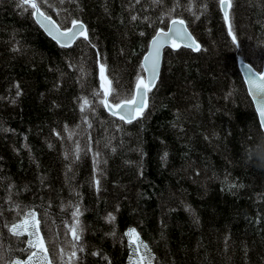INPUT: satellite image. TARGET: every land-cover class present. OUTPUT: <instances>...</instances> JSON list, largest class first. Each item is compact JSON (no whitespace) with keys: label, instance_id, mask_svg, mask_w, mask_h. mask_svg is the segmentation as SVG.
<instances>
[{"label":"trees","instance_id":"1","mask_svg":"<svg viewBox=\"0 0 264 264\" xmlns=\"http://www.w3.org/2000/svg\"><path fill=\"white\" fill-rule=\"evenodd\" d=\"M130 2L79 0V10L75 4L64 5L71 17L83 22L96 47L77 39L63 48L29 13L16 8L15 0H0V253L5 259L27 258L25 243L3 225L31 209L41 221L50 258L60 264L57 245L72 239L65 229L72 208L60 205L78 201L85 246L84 253H77L80 264H137V245H130L124 235L128 228H135L149 245L153 264H264V160L249 148L264 135L237 68L239 58L256 71L262 67L264 0H231L229 25L236 44L228 36L218 0H192V12L177 8L200 50L166 49L158 87L149 93L147 117L125 124L110 116L93 95L96 90L103 96L96 61L105 65L111 87L128 94L137 72H143L139 63L147 41L156 27H167L156 20L158 7H144L149 0L129 10ZM179 2L186 5L188 0ZM165 3L171 6L172 0ZM44 10L59 24L70 25L65 13ZM130 11L140 19L131 21ZM193 13H199V19ZM144 16L154 21L151 27ZM16 42L19 53L10 50ZM68 61L77 68H69ZM81 63L85 74L78 70ZM17 85L21 95L13 103ZM81 96L92 100L85 109L91 127L81 120ZM92 107L95 114L89 111ZM65 126L74 130L71 140ZM213 133L214 138L204 139ZM77 144L84 151L66 183L65 164ZM88 147L99 151L104 161L99 165L104 171L99 192L89 185ZM226 172L243 187L222 190ZM8 183L14 185L11 197L20 206V216L9 211L5 201ZM110 212L113 222L105 219ZM113 230L114 235L107 234ZM19 239L26 241L27 234Z\"/></svg>","mask_w":264,"mask_h":264},{"label":"snow or ice","instance_id":"2","mask_svg":"<svg viewBox=\"0 0 264 264\" xmlns=\"http://www.w3.org/2000/svg\"><path fill=\"white\" fill-rule=\"evenodd\" d=\"M140 0H132L126 7L131 10L134 7V4H139ZM221 13H223V19L226 26H228V36L231 37L232 43L236 44V36L233 34L232 28L229 25V11L228 9L232 7L231 0H218ZM75 4L76 9H80L79 0H15L16 8L20 9L22 13L27 12L46 33L53 40L56 41L61 47H66L71 44L73 40L77 37H83L85 41L91 47H96L92 42L88 30L85 28V25L78 18L71 17V11L68 7L64 5ZM50 8L53 11L66 14V19L70 18L71 26H64L59 24L57 21H54L53 18L48 15L47 11L44 9ZM144 7L159 8V16L156 17V20L161 23H167V31L162 27H156L155 33L147 41V50L143 54V58L140 60L139 68L143 70L137 72L135 77L134 90L128 94H122L117 89L111 87V81L105 76V65L100 63L97 59V64H99V77H100V89L102 90L103 96L100 98L99 93L96 90H93V95L98 99V102L103 105V108L108 112L112 117H118L120 121L125 124L131 123L133 120L140 122L138 118H146L147 113L146 108L150 107V96L149 93L153 91L154 87H158L157 78L159 75L160 60H161V51L164 48L165 44L172 41L171 47L173 50L180 47L179 44L175 43V40L179 38L187 48H191L193 51H198L200 49V44L196 41L193 35L189 32L186 22L179 15L176 14L177 8H185V10L192 12V0H188L186 5H183L179 0H172L171 6H168L165 3V0H149V4ZM199 7L207 11V5L201 3ZM107 11V9H105ZM195 19H199V13H193ZM165 18L166 21H165ZM140 19L137 15L131 13L130 11V20L136 21ZM143 19L149 22L151 27L154 21L149 16H144ZM195 19L192 21L195 22ZM141 36L144 35L143 32L140 33ZM14 39V37H13ZM10 50L19 53V42L12 43ZM69 68H77V65L68 61ZM247 69L245 73V83L248 86V93L252 97L253 103L255 105V112L258 116L259 128L262 133H264V72H254L251 67L245 65ZM80 73L85 74L86 70L81 63L78 66ZM60 81H57V85ZM80 83V80L77 81ZM21 95V90L19 86L16 87L15 96L12 97V102L15 103V98ZM112 96L110 100L109 97ZM79 109L82 113L81 120L84 124H87L88 127L92 125L89 123V116L85 114V109L89 104H92V100L87 97L81 96L77 99ZM93 114H95V107L89 109ZM177 115V119H178ZM173 127H177L175 123L172 124ZM79 127V125H77ZM114 127L117 130L123 131L120 124H115ZM5 131H11V129H4ZM74 130H70L65 126V132L68 133V139L71 140ZM53 134L60 135L53 129ZM216 136V133L212 134V137L207 135L204 136L205 140H211ZM89 143L91 141L89 140ZM98 143V142H97ZM163 143V141H161ZM52 145L49 144V147ZM110 146V141L105 144V147ZM250 151H255L258 153V159L264 160V137L254 146H249ZM84 151L79 144L76 145L75 149L71 153L72 159L69 163L65 164V173H66V183L68 180L67 173L72 171V165L80 158V153ZM87 151L92 152V172L89 179L90 187H94L97 192L101 189V180L104 176V171L99 167V165L104 162L101 158V153L99 151H92L91 147L87 148ZM112 151H115V148H112ZM137 151L142 150L137 148ZM66 160L69 159V153H63ZM143 156V153H142ZM168 153L165 151L160 159L161 162H165ZM248 159L251 160L252 156L249 154ZM142 164L138 165V171L140 175H143ZM230 174L225 173L224 179L222 181V190L226 186L228 190L239 189L243 187L242 184L237 183L236 181H231L228 179ZM42 186L47 187L44 184V177H40ZM26 187V186H25ZM14 188L12 183L7 184V195L5 201L9 203V211H14L17 213V216H20L18 211L19 205L12 201L11 191ZM77 197L79 193L75 189L71 190ZM60 207L63 209L65 207H71V221L70 223L65 224L66 233L70 234L72 239L69 241L65 239L62 245H57L59 247V260L60 264H80V257L77 256V253H84L85 246L82 242L81 233L84 231L79 217L81 215V207L78 201L73 202L69 201L67 205L62 203ZM185 210L191 213V207L187 204L184 205ZM109 222L115 220L113 213H108L105 217ZM195 222H198V218L194 217ZM41 221L37 219L35 211L29 209L27 212H24L23 215L15 220L12 223L5 222L4 228L7 229L8 233L11 236L17 238L18 242L25 243L26 247L24 251L26 252L27 258H12L5 259L4 255L0 253V264H56L54 259L50 258L49 249L46 247V240L41 236V229L39 227ZM257 223H259V214L257 216ZM27 234L28 239L26 241H20V237L24 234ZM108 235H114L115 230L112 233H107ZM125 236L129 237L130 245L135 242L137 245V264H153L155 259L154 254L152 253L149 245L140 240L139 234L136 232L135 228H128L124 233ZM135 238V240H133ZM225 241L229 239V236L226 234L224 237ZM247 255V253H245ZM91 255L96 256L97 252L93 251ZM67 257L65 260L64 257ZM106 258V257H105ZM110 264V262H109Z\"/></svg>","mask_w":264,"mask_h":264},{"label":"water","instance_id":"3","mask_svg":"<svg viewBox=\"0 0 264 264\" xmlns=\"http://www.w3.org/2000/svg\"><path fill=\"white\" fill-rule=\"evenodd\" d=\"M228 11H229V9H228ZM223 14V13H222ZM35 21V20H34ZM37 24V23H36ZM38 25V24H37ZM71 26V24L69 25V27ZM38 27L43 31V33L47 36V37H49L52 41H54L55 43H56V41L55 40H53L50 36H48L47 35V33L38 25ZM85 28H86V26H85ZM165 31H167V27H166V29H164ZM189 30V29H188ZM190 32V31H189ZM77 39H84L82 36L81 37H77L75 40H73L72 42H71V44L70 45H68V46H66V47H63V48H68V47H71L74 43H75V41L77 40ZM175 43H177V44H179L180 45V47L179 48H177V49H175V50H173L172 49V47H171V44H172V41L171 40H169V42L167 43V44H165V46H164V48L162 49V51H161V60H160V68H159V75H158V78H157V82H158V79H159V76H160V71H161V67H162V61H163V54H164V51L166 50V49H169V50H172V51H176V50H178V49H180V48H185V49H188V50H191L192 52H194V53H196V52H198V51H193L191 48H187V47H185V45H184V43L179 39V38H177L176 40H175ZM57 44V43H56ZM58 45V44H57ZM60 46V45H59ZM147 50V49H146ZM142 58H143V56H142ZM245 65H247V66H249V67H251L252 68V66L250 65V64H248V63H246V62H244V61H242L241 59H237V68H238V71H239V73H240V75H241V78H242V81H243V83H244V85H245V89H246V92H247V95H248V97L250 98V100H251V103H252V106H253V109H254V111H255V105H254V103H253V100H252V97L249 95V93H248V86H247V84L245 83V73H246V71H247V69L245 68ZM252 70L254 71V72H257V71H255L253 68H252ZM143 71V70H142ZM260 72H264V59H263V62H262V68H261V70H260ZM105 76H106V74H105ZM98 79H99V83H100V77H99V70H98ZM155 88V87H154ZM153 88V89H154ZM134 90V89H133ZM107 112V111H106ZM108 113V112H107ZM255 114H256V112H255ZM256 117H257V120H258V116H257V114H256ZM114 118H116V119H118V117H114ZM119 120V119H118ZM134 121V120H133ZM133 121H131V122H133ZM258 124H259V121H258ZM263 135H264V133H263Z\"/></svg>","mask_w":264,"mask_h":264}]
</instances>
